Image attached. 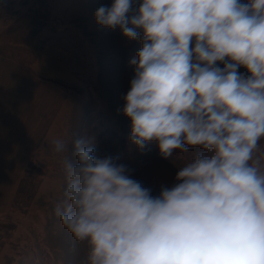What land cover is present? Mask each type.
Here are the masks:
<instances>
[{
  "label": "clouds",
  "instance_id": "9594fccd",
  "mask_svg": "<svg viewBox=\"0 0 264 264\" xmlns=\"http://www.w3.org/2000/svg\"><path fill=\"white\" fill-rule=\"evenodd\" d=\"M94 18L142 43L120 110L129 141H157L165 159L209 154L153 196L119 157L74 140L54 214L86 242L81 264H264V0H114ZM68 146L51 141L56 154Z\"/></svg>",
  "mask_w": 264,
  "mask_h": 264
},
{
  "label": "rangeland",
  "instance_id": "374dc122",
  "mask_svg": "<svg viewBox=\"0 0 264 264\" xmlns=\"http://www.w3.org/2000/svg\"><path fill=\"white\" fill-rule=\"evenodd\" d=\"M15 1L18 13L14 11L13 14L16 18L0 23L3 52L33 64L30 68L48 76L60 94L65 90L73 95V106L77 110L81 106L83 112L81 123L86 122V117L94 118L93 138L100 147L98 157H119L117 162L126 165L131 176L142 182L144 187L151 188L153 196H158L162 188H172L177 184L179 168L189 162L186 157L173 154V157L165 159L160 154L157 141L150 142L143 151L129 141L131 121L120 110L124 107L123 97L130 90L135 70L129 61L136 57L142 43L139 37L130 40L123 36L119 28L112 30L96 24L95 11L102 5L111 6L114 0ZM246 2L241 0V3ZM194 46L193 38L191 47ZM217 66L223 68L224 63L217 62ZM238 73L245 77L250 75L243 66L238 68ZM77 124L75 138L78 132L83 135L86 131L85 126L78 130ZM104 126L118 129L127 141V148L120 147L116 141L101 145L96 134L99 127ZM259 149L264 152V138L259 142ZM16 159L19 167L26 158ZM62 160L28 158L19 193L13 202L15 206L6 212L7 216H0V264H81L79 256L71 253L75 238H66L67 247L58 234L49 241L46 233L49 225L43 219L46 218L44 209H49L51 202L58 199L60 188L64 190L63 186H67ZM56 180L59 190L55 188ZM28 201L30 205H36L34 211L21 218L17 213L20 210L27 212ZM53 222L52 229L58 232L60 219L54 217ZM64 233L72 235L66 228ZM86 254L87 244L84 245L82 259Z\"/></svg>",
  "mask_w": 264,
  "mask_h": 264
},
{
  "label": "crops",
  "instance_id": "0c3cea01",
  "mask_svg": "<svg viewBox=\"0 0 264 264\" xmlns=\"http://www.w3.org/2000/svg\"><path fill=\"white\" fill-rule=\"evenodd\" d=\"M16 5L15 0H0V23L7 20L9 22L11 19L16 18L15 15L18 13L15 8ZM14 11L16 14H13ZM3 51L4 49L0 47V216H7L6 212L15 206L13 202L15 196L19 193L20 182L23 179L28 158H63L64 156H71L72 151H74V140L86 139L85 135L88 137L87 139L92 141L97 156L100 147L93 138L92 125L94 118L86 117L85 123L80 122L83 112L81 106L78 110L73 106V103H75L73 95L66 93L65 90H61L60 94L59 90L54 89L53 84L47 78L48 76L39 73V71L35 72L33 68H30L34 66L33 64L24 62L16 55ZM56 98L60 100L55 101ZM76 124L78 130H82L85 126L86 131L83 135L82 132H78V136L75 138L76 132L74 129ZM57 138L63 139L67 143L72 142L71 144L68 143L69 152L56 154L52 151L51 141ZM16 158H26L25 163L23 162L18 167ZM21 169H23V172ZM7 171L9 173L5 174ZM57 180L55 181V188L59 190V180ZM63 188L66 189L65 186ZM64 190L60 188L58 199L51 202L52 205L49 209L44 207L46 218L43 219L49 225L46 232L48 240H52L51 237L58 234V238L60 241L62 238L66 246V238L73 235L64 233L65 227L61 221L58 224V232L52 229L54 217H56V220L59 219L55 216L53 210L56 204L64 199ZM27 204L29 206L27 212L20 210L19 214L17 213L21 218L24 215L33 213L36 206L30 205L29 201ZM14 215L11 216L13 219L15 218ZM18 221H15V223H18ZM74 241L75 246L72 247L71 253L78 255L79 260H83L82 254L86 242H79L75 239ZM43 253L45 252L43 251ZM46 254L48 253L46 252Z\"/></svg>",
  "mask_w": 264,
  "mask_h": 264
},
{
  "label": "trees",
  "instance_id": "16d2710c",
  "mask_svg": "<svg viewBox=\"0 0 264 264\" xmlns=\"http://www.w3.org/2000/svg\"><path fill=\"white\" fill-rule=\"evenodd\" d=\"M96 139L101 145H106L111 141H116L120 147L127 148L128 144L124 135L116 128L110 126L99 127L96 134ZM189 150L186 153H180L179 150L174 151V154H180L186 157L187 160L193 159L197 154H209V150H205L202 146H188Z\"/></svg>",
  "mask_w": 264,
  "mask_h": 264
}]
</instances>
